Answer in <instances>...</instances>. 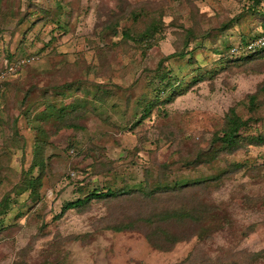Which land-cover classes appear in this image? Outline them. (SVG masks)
Returning a JSON list of instances; mask_svg holds the SVG:
<instances>
[{
	"label": "rangeland",
	"instance_id": "obj_1",
	"mask_svg": "<svg viewBox=\"0 0 264 264\" xmlns=\"http://www.w3.org/2000/svg\"><path fill=\"white\" fill-rule=\"evenodd\" d=\"M261 32L264 0H0V73L34 58L0 79V264H264V52L229 53Z\"/></svg>",
	"mask_w": 264,
	"mask_h": 264
},
{
	"label": "trees",
	"instance_id": "obj_2",
	"mask_svg": "<svg viewBox=\"0 0 264 264\" xmlns=\"http://www.w3.org/2000/svg\"><path fill=\"white\" fill-rule=\"evenodd\" d=\"M263 34H264V32H261V33L255 35V36H252L248 39L247 38L243 39L237 45H233L231 47V49L229 48L230 51L228 50L230 53V56H231V50L233 48H235L238 45H241V46L246 45L248 42L260 38ZM262 52H264V48L260 49L257 52L249 53L246 57L244 56L243 58H241V60L253 58L255 56H258ZM234 58H236V57L234 56ZM32 61H34L33 57L16 58V59L8 60L5 65H4V63L2 65V69H1V73H0V79H1L2 75L7 72L8 68H10V67L17 68L18 67V69H16V71L14 73L10 74L13 76L18 75L20 73V70L23 69L28 63H30ZM162 91H163V92H161L162 94H165L168 92L165 90H162ZM231 115H232V118L229 119V127L226 131H224L223 137L220 138V141H222L224 144H226L228 146H232V145H235L238 143L237 140L240 137V134H239L240 130L242 129V126L245 124L244 122H242L241 120L238 119V117L236 116V114L234 112H232ZM256 141L259 143H262V142H264V138L263 137H257ZM153 193H155V192L153 191ZM115 196H117V195H115ZM112 197H114V196L110 190L107 193L94 192L90 196L86 197V199H84V200H78L76 202L70 203V206H71V208L83 207L84 205L90 203L94 199H106V198H112Z\"/></svg>",
	"mask_w": 264,
	"mask_h": 264
},
{
	"label": "built area",
	"instance_id": "obj_3",
	"mask_svg": "<svg viewBox=\"0 0 264 264\" xmlns=\"http://www.w3.org/2000/svg\"><path fill=\"white\" fill-rule=\"evenodd\" d=\"M263 48H264V34L260 38L248 42L246 45L236 46L231 50V56L232 57L247 56L249 53L257 52ZM16 69H18V67L8 68L6 75L14 73Z\"/></svg>",
	"mask_w": 264,
	"mask_h": 264
}]
</instances>
